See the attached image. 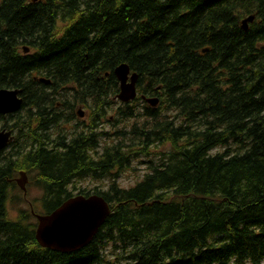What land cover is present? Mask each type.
<instances>
[{
  "label": "trees",
  "instance_id": "obj_1",
  "mask_svg": "<svg viewBox=\"0 0 264 264\" xmlns=\"http://www.w3.org/2000/svg\"><path fill=\"white\" fill-rule=\"evenodd\" d=\"M123 63L160 107L115 105ZM2 89L24 102L0 115L15 135L0 153V264L264 263V0H0ZM21 172L42 206L11 219ZM87 179L111 183L78 189ZM77 190L109 202L105 225L76 253L41 247L35 214Z\"/></svg>",
  "mask_w": 264,
  "mask_h": 264
},
{
  "label": "water",
  "instance_id": "obj_2",
  "mask_svg": "<svg viewBox=\"0 0 264 264\" xmlns=\"http://www.w3.org/2000/svg\"><path fill=\"white\" fill-rule=\"evenodd\" d=\"M254 15L242 22V27L247 30L250 23L255 21ZM25 54L29 49L25 48ZM115 76L120 83V93L117 98L122 103H129L138 96L139 75L133 72L127 63H123L115 70ZM40 82L47 85L50 81L44 78ZM22 91L20 89L0 90V115L8 116L17 114L23 107ZM147 103L151 108H156L159 98H148ZM83 117L82 111H78ZM15 139L14 133L3 129L0 131V153L6 150ZM27 176L21 172L18 179L20 188L26 193ZM111 207L104 197L100 195H77L64 202L58 209L49 215H38L36 239L43 248L62 254H73L88 247L100 229L105 225L111 215Z\"/></svg>",
  "mask_w": 264,
  "mask_h": 264
},
{
  "label": "rangeland",
  "instance_id": "obj_3",
  "mask_svg": "<svg viewBox=\"0 0 264 264\" xmlns=\"http://www.w3.org/2000/svg\"><path fill=\"white\" fill-rule=\"evenodd\" d=\"M119 107L122 105L115 104ZM138 108L143 106V101L138 102ZM79 105L77 106V111H82L83 117L77 119L80 121H87L89 118L91 112L89 109L85 108L84 106ZM160 107V102L158 104ZM157 106V108H158ZM113 116H116L114 112L112 113ZM110 116V117H111ZM110 127H107V130H110L112 126L108 124ZM112 130V129H111ZM15 137V135H14ZM15 140V139H14ZM168 147H158L154 149L155 153H161L165 150H167ZM153 159L156 160L154 156L150 157H142L138 160H135L134 165L132 166V169H127L126 171L122 172L119 177H117L115 180L118 183L119 186L123 188H130L132 186H135L140 180L143 179L145 174L148 172V162ZM26 174V173H25ZM27 176V174H26ZM21 178V176H20ZM19 178V179H20ZM109 183H111V180L104 179V180H93V179H87L86 181L80 182L77 184L78 189H88L92 190L96 187H98L101 190H107ZM22 190V189H20ZM79 190L75 191V194L77 195ZM16 199L15 202L9 203L8 207V213L9 217L11 219H16L18 216L19 211L21 210H31L32 206L37 208L38 211L41 210L42 204L39 202V198H41V192L35 188V186L30 184V178L27 176V183H26V193L22 190L21 192H15ZM35 222L34 220H32ZM264 264V263H263Z\"/></svg>",
  "mask_w": 264,
  "mask_h": 264
},
{
  "label": "bare ground",
  "instance_id": "obj_4",
  "mask_svg": "<svg viewBox=\"0 0 264 264\" xmlns=\"http://www.w3.org/2000/svg\"><path fill=\"white\" fill-rule=\"evenodd\" d=\"M40 80V79H39ZM51 84H52V82H51ZM46 85V84H45ZM120 90V89H119ZM140 95V94H139ZM140 97V96H139ZM144 98V97H143ZM143 100V99H142ZM115 101V100H114ZM60 102V101H59ZM145 102V101H144ZM62 103V102H61ZM83 103V102H82ZM85 103V102H84ZM86 104V103H85ZM131 104V103H130ZM148 105V104H147ZM59 106V105H58ZM62 106V105H61ZM84 106V105H83ZM93 106H95V105H93ZM126 106V105H125ZM134 106V105H133ZM161 106V105H160ZM76 107V106H75ZM82 107V106H81ZM145 107V106H144ZM144 107L142 108V109H144ZM159 107V106H158ZM91 108V107H90ZM135 108V107H134ZM137 109V108H136ZM115 110V109H114ZM134 111V110H133ZM140 111H141V109H140ZM128 112V111H127ZM117 114V113H116ZM126 114H128V113H126ZM22 115V114H21ZM70 117V116H69ZM72 117V116H71ZM122 117V116H121ZM137 117V116H136ZM95 118V117H94ZM93 118V119H94ZM71 119V118H70ZM73 120V119H72ZM95 120H96V118H95ZM104 121H105V118H104ZM111 121V120H110ZM73 122V121H72ZM71 122V123H72ZM89 122V121H88ZM96 122V121H95ZM102 122V121H101ZM68 123V122H67ZM82 123V122H81ZM90 124V123H89ZM97 125V124H96ZM86 126H87V122H86ZM65 127V126H64ZM73 127V126H72ZM85 127V126H84ZM95 127V126H94ZM71 128V127H70ZM75 128V127H74ZM85 129V128H84ZM121 129V128H120ZM130 129V128H129ZM129 129H128V131H129ZM91 130V129H90ZM123 130V129H122ZM84 131V130H83ZM85 131H87L86 129H85ZM110 131V130H109ZM127 131V130H126ZM113 132V131H112ZM111 132V133H112ZM84 134V133H83ZM110 134V133H109ZM121 135V134H120ZM103 136V135H102ZM17 137V136H16ZM67 138V137H66ZM74 138H75V136H74ZM102 140V139H101ZM73 141V140H72ZM104 142V141H103ZM71 143V142H70ZM115 144V143H114ZM107 147V146H106ZM109 147V146H108ZM103 152H104V149H103ZM102 152V153H103ZM95 157V156H94ZM102 156H100V158H101ZM97 159H99V156L98 157H96ZM139 158V157H138ZM135 159V158H134ZM126 168H128V167H126ZM117 171V170H116ZM121 171V170H120ZM120 171H118V173L120 172ZM115 172V171H114ZM117 173V172H116ZM114 174V173H113ZM117 176H118V174H117Z\"/></svg>",
  "mask_w": 264,
  "mask_h": 264
},
{
  "label": "flooded vegetation",
  "instance_id": "obj_5",
  "mask_svg": "<svg viewBox=\"0 0 264 264\" xmlns=\"http://www.w3.org/2000/svg\"><path fill=\"white\" fill-rule=\"evenodd\" d=\"M144 96H141L140 98H141V100H139V98L138 99H136L134 102H132V103H134V104H138V102H140V101H143V103H144V101H146V98L144 97ZM143 99V100H142ZM115 104H119V105H122L119 101H118V99H115ZM77 116H78V114H77Z\"/></svg>",
  "mask_w": 264,
  "mask_h": 264
}]
</instances>
